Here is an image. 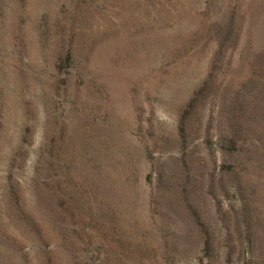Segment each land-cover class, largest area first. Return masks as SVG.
Returning a JSON list of instances; mask_svg holds the SVG:
<instances>
[{
	"label": "rangeland",
	"instance_id": "1",
	"mask_svg": "<svg viewBox=\"0 0 264 264\" xmlns=\"http://www.w3.org/2000/svg\"><path fill=\"white\" fill-rule=\"evenodd\" d=\"M0 264H264V0H0Z\"/></svg>",
	"mask_w": 264,
	"mask_h": 264
},
{
	"label": "trees",
	"instance_id": "2",
	"mask_svg": "<svg viewBox=\"0 0 264 264\" xmlns=\"http://www.w3.org/2000/svg\"><path fill=\"white\" fill-rule=\"evenodd\" d=\"M232 143L237 144V141L234 139V140H231Z\"/></svg>",
	"mask_w": 264,
	"mask_h": 264
}]
</instances>
